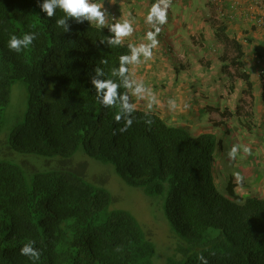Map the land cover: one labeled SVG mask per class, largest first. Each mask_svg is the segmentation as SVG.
<instances>
[{"label": "trees", "instance_id": "obj_1", "mask_svg": "<svg viewBox=\"0 0 264 264\" xmlns=\"http://www.w3.org/2000/svg\"><path fill=\"white\" fill-rule=\"evenodd\" d=\"M46 2L0 0V136L13 153L0 154V264H264V197L242 196L232 181L226 193L219 190L218 135H195L137 107L121 132L129 118L121 108L123 118L115 120L121 101L104 106L93 80L120 82L113 70L130 55L129 44H110L109 26L69 18L59 8L48 17ZM226 29L216 32L224 44L223 69L232 79L234 67L252 87L243 44ZM26 33L36 35L31 45L9 49L11 35ZM18 82L26 86L19 85L28 105L7 138L5 113ZM80 154L95 167H112L127 186L160 204L167 230L160 233L172 236L173 255L160 259L162 240L151 233V219L113 206L110 188L54 163ZM25 245L38 257L21 255Z\"/></svg>", "mask_w": 264, "mask_h": 264}, {"label": "crops", "instance_id": "obj_2", "mask_svg": "<svg viewBox=\"0 0 264 264\" xmlns=\"http://www.w3.org/2000/svg\"><path fill=\"white\" fill-rule=\"evenodd\" d=\"M91 2L103 5L104 26L121 18L132 21L134 32L124 42L149 43L146 33L154 29L146 17L155 0ZM224 8L226 14L221 17L207 0H172L167 23L160 26L156 37L159 43L153 49V57L145 61L141 56V63L130 65L132 78L142 80L155 93L159 104L149 110L146 100L132 94L131 99L135 107L155 112L170 124L189 129L195 135L216 133L221 149L224 136L233 145L249 147L251 154L243 152L235 168L243 177L242 183L233 174L229 176L222 166L219 173L215 171V178L218 186L220 176L232 181L236 193L242 196L264 197V0H241L233 11L225 0ZM222 25L227 27L226 35L243 44L245 71L250 74L252 87L239 77L240 71L232 69L236 74L230 79L223 69L224 44L216 33ZM170 99L176 101L174 110L168 105ZM248 106L251 114L245 115ZM225 110L233 113L229 118L236 116L239 125H232L228 118L220 116ZM215 121H222L221 126L215 125ZM251 121L256 125L253 128L245 123Z\"/></svg>", "mask_w": 264, "mask_h": 264}, {"label": "clouds", "instance_id": "obj_3", "mask_svg": "<svg viewBox=\"0 0 264 264\" xmlns=\"http://www.w3.org/2000/svg\"><path fill=\"white\" fill-rule=\"evenodd\" d=\"M171 4L172 0H155V2L152 4L146 17V22L152 25L154 31H148L146 33V40L149 41V43H141L139 45L130 44V55H122L120 57L119 67L113 70V75H119L122 78L120 82H116L111 79L93 80V84L95 85L97 92V99L99 100V96L100 94H102L103 99L99 101L104 106L116 107L117 99L121 101L119 112L116 114L115 120L117 122H120L123 118L120 112L121 108L125 113H127L129 117L126 120L124 127L120 129L121 132L127 131L128 127H130L133 123V119L131 117L132 113L135 111V105L133 103H130L128 94L129 92H131L133 96L139 99L146 100L147 108L149 110L152 109L154 104H159L155 93H153L150 88L146 87L142 80L132 78V75L129 72L128 65L141 63V56H143L145 61L150 60L153 57V49L156 48L159 43L156 37L161 31L160 26L167 23V12L171 7ZM211 5L213 6V4ZM57 8L61 9L69 18H75L79 20L81 17H83L85 19H88L90 22H95L96 25L100 27H103L106 24L105 11L102 10L103 5L92 3L91 0H47V2L43 5V10L47 12L48 17L50 18L55 15V11ZM65 20L66 19L64 18L59 19L57 21V24L64 25ZM109 30L113 35L108 37V42L112 45H121L124 38L131 36L134 32L133 23L128 18H121L117 20V22L109 26ZM35 38V33H26L22 38L17 37L16 35H11L8 42V47L11 50L20 52L22 48H27L29 45H31ZM104 62L106 63V61ZM121 86L129 91L121 94L119 92ZM168 105L170 109L173 110L177 107L176 101L174 99H170L168 101ZM187 107L188 105H185V108ZM248 107L250 108V106ZM247 112V115H250L251 112ZM147 123L151 124L152 121L148 120ZM239 150L240 146L233 145L228 153L229 157L231 159H236ZM243 152L250 155L251 149L247 146H244ZM233 175L238 183L243 182V177L239 172H234ZM20 252L21 255H31L37 257L39 255L29 245H25L20 250Z\"/></svg>", "mask_w": 264, "mask_h": 264}, {"label": "rangeland", "instance_id": "obj_4", "mask_svg": "<svg viewBox=\"0 0 264 264\" xmlns=\"http://www.w3.org/2000/svg\"><path fill=\"white\" fill-rule=\"evenodd\" d=\"M224 47H222V53H224ZM233 50H230L228 53V58L233 56ZM234 69V67H231ZM19 85L23 86L26 89V86L20 82L16 83L12 88L11 93V102L6 110L5 113V123L3 132L7 131V138L9 135L10 128L20 119L21 115L26 111L27 105H28V94L25 93V91L19 87ZM248 109V110H247ZM231 110L234 111V108ZM247 111L251 112V107L246 108L244 114L247 115ZM229 121H231L232 125H239V121L237 120L236 116L229 118ZM248 126L249 124L252 126L255 125L254 122L251 121L245 122ZM256 126V125H255ZM226 135V134H225ZM5 134L0 136V154L5 155L7 157H13V153L10 149H6L5 142ZM223 141V148L217 152L216 157V164H215V171L219 173L220 167H224L226 173L230 176L234 172H239V170H235L237 168V165L242 160V153H243V145L240 147V150L237 153L236 160L230 159L228 153L230 148H232L233 144L231 139L225 138V136L222 139ZM218 149V148H217ZM264 154V152H263ZM17 158V155H16ZM24 157L18 158L22 161ZM40 164H43V161L39 159ZM54 163L60 164V166L67 167L68 169H73L77 172H79L81 175H83L88 180H91L95 183L101 184L105 187L110 188V190L113 193V206L115 207H124V208H132L133 211L141 212L140 215H142L143 221H148L151 219L152 221V227L151 233L157 234L161 238V244L163 245V251L161 253L162 256H160V259H165V256H170L175 253V243L173 241V238L169 233H160L161 230H166L165 223L166 219L162 213V209L160 208V204L157 202L154 203V200L146 198L143 191L140 189H134L129 186H127L114 172L113 168L104 165L102 163H98V167H95L94 162L86 157L85 155H76L72 156L71 158L61 159L59 161H54ZM30 165V163H27ZM236 166V167H235ZM32 167V166H31ZM220 185L218 186L219 190L222 193H226L227 191V184L229 180L222 179L220 176ZM154 207V208H153ZM151 208L156 209L157 212H159V217L157 220H154L155 217H152L150 215ZM155 216V215H154ZM167 231V230H166ZM163 236H162V235Z\"/></svg>", "mask_w": 264, "mask_h": 264}, {"label": "built area", "instance_id": "obj_5", "mask_svg": "<svg viewBox=\"0 0 264 264\" xmlns=\"http://www.w3.org/2000/svg\"><path fill=\"white\" fill-rule=\"evenodd\" d=\"M207 1L216 7L220 16L225 15V9H224L225 0H207ZM240 1L241 0H229V7H230L231 11L236 10L238 8ZM263 21H264V19H263Z\"/></svg>", "mask_w": 264, "mask_h": 264}]
</instances>
